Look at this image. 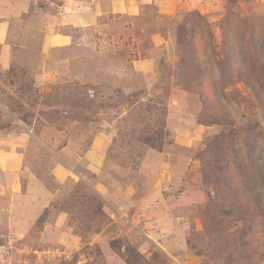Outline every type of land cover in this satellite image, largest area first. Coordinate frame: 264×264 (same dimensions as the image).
<instances>
[{
    "label": "rangeland",
    "instance_id": "374dc122",
    "mask_svg": "<svg viewBox=\"0 0 264 264\" xmlns=\"http://www.w3.org/2000/svg\"><path fill=\"white\" fill-rule=\"evenodd\" d=\"M150 5L0 45V264H264V0Z\"/></svg>",
    "mask_w": 264,
    "mask_h": 264
},
{
    "label": "crops",
    "instance_id": "0c3cea01",
    "mask_svg": "<svg viewBox=\"0 0 264 264\" xmlns=\"http://www.w3.org/2000/svg\"><path fill=\"white\" fill-rule=\"evenodd\" d=\"M151 2L152 0H0V45L9 41V38L11 41V31L17 22L21 23L26 19L29 21L31 13H34L37 22L42 23L39 34L42 37L40 49L44 58H49L53 53L68 54L74 46L87 45L85 41L88 40V34H94L100 41L106 28L119 25L126 17H139L143 8L151 6ZM47 4L56 8L53 14L41 12L44 11L41 5ZM21 47L25 46L19 48ZM15 165H19L18 161H0L1 168ZM63 172L60 167L55 169L58 177Z\"/></svg>",
    "mask_w": 264,
    "mask_h": 264
},
{
    "label": "trees",
    "instance_id": "16d2710c",
    "mask_svg": "<svg viewBox=\"0 0 264 264\" xmlns=\"http://www.w3.org/2000/svg\"><path fill=\"white\" fill-rule=\"evenodd\" d=\"M178 46H179V48H181L180 52H182V42L181 41L178 42ZM189 50L190 49L188 47H183L182 61L185 59V63H186L185 68L187 69V71L191 70V64L189 62L190 59L187 56V53ZM185 84H187V81H185ZM190 84H192V83H190ZM185 87L188 88V86H185ZM159 122L164 123L163 120H160Z\"/></svg>",
    "mask_w": 264,
    "mask_h": 264
}]
</instances>
